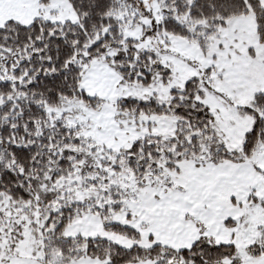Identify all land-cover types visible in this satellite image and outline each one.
I'll list each match as a JSON object with an SVG mask.
<instances>
[{"label": "snow or ice", "instance_id": "1", "mask_svg": "<svg viewBox=\"0 0 264 264\" xmlns=\"http://www.w3.org/2000/svg\"><path fill=\"white\" fill-rule=\"evenodd\" d=\"M0 264H264V0H0Z\"/></svg>", "mask_w": 264, "mask_h": 264}]
</instances>
